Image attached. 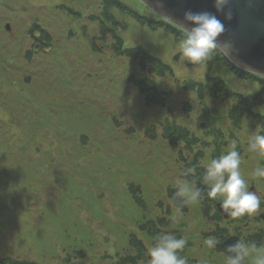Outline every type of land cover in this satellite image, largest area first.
I'll list each match as a JSON object with an SVG mask.
<instances>
[{"label": "rangeland", "instance_id": "obj_1", "mask_svg": "<svg viewBox=\"0 0 264 264\" xmlns=\"http://www.w3.org/2000/svg\"><path fill=\"white\" fill-rule=\"evenodd\" d=\"M0 3L1 27L11 23L15 29V36L0 32V149L3 151L0 152V264L30 261L119 264L129 255L132 262L122 264H147V250L144 258H139L137 246L130 242L131 232L141 233L139 221L147 219L144 211L149 206L143 204L141 212L133 201L145 184L146 191L150 184L153 197L150 204L159 201V191L155 193L154 187L161 186L164 202H160L167 203L166 207L171 204L173 211L175 204L185 209L179 223L170 219L173 211L171 215L166 207L159 211V221L151 227L147 225L151 232L161 222L159 229L168 225L169 229L191 238L183 231L198 224L200 220L195 222L193 212L202 204L203 228L208 229L204 236L217 237L219 233L213 221L218 216L210 198L205 197L197 205H183L175 197V182L180 179V168L185 178L188 169H194V161H199L197 157L204 160L210 157L209 150L199 143L203 136L207 139L212 136L207 127L208 122L211 125L216 122L212 113L221 120L223 109H229V104L241 98L200 101L187 85L201 83L200 87L206 88L217 82L239 96L263 94H258L259 101L251 105L259 113L255 111L253 118L246 117L248 122L243 123L237 136L240 149L244 145L243 136L256 131V119L261 121L263 116L264 87L259 79L250 77L251 81L236 74L217 49L202 63L190 62L178 46L184 33L172 29L169 21L140 0H0ZM71 11L77 12L76 16ZM93 42L101 50L98 53L92 47ZM36 45L49 49V53L37 51ZM138 46L169 67L147 55L127 57L122 53L125 48ZM131 58H135L136 64L128 65ZM159 70L163 72L159 74ZM78 71L85 78H76ZM99 75L103 80L97 79ZM87 76L91 80L87 81ZM78 80H84L86 85L85 94L80 97L75 88ZM50 84L56 91L44 88ZM141 85L156 93L152 108L143 97L139 101ZM43 88L44 94L40 96ZM184 90L191 101L188 114L181 106L185 103L177 99ZM35 95L40 96L38 101ZM88 95L92 98L91 105L87 104ZM175 101L179 103L177 109L171 107ZM206 106L212 107L209 112L204 110ZM153 115L159 120L154 121ZM249 121L255 123L253 128L249 127ZM131 127L132 134L124 133ZM85 128L92 135L82 134ZM187 130L196 137L203 136L194 141L192 136H182ZM172 132H175L172 140L175 148L185 139L187 148L193 151L187 149L185 156L179 157L171 154L170 158H177L170 163L164 147L167 143L170 148L171 143L168 144L164 133ZM253 170L249 169V173L253 174ZM168 183L172 184L167 186ZM261 190L264 199V188ZM218 204L216 200L220 222L224 221L220 233L235 234L249 241L246 235L249 216L226 219ZM194 233L192 237L198 231ZM185 248L188 256L192 255L191 264L200 262L201 257L207 260L206 253L198 252L197 248L194 251L193 245L191 248L197 254L188 245ZM181 254L184 255V250Z\"/></svg>", "mask_w": 264, "mask_h": 264}, {"label": "clouds", "instance_id": "obj_2", "mask_svg": "<svg viewBox=\"0 0 264 264\" xmlns=\"http://www.w3.org/2000/svg\"><path fill=\"white\" fill-rule=\"evenodd\" d=\"M231 0H213L217 13H222L226 19H231L232 12L229 8ZM186 31L184 38L179 42L182 56L192 63H202L208 59L210 53L222 47L231 50L227 41L219 40L225 33V24L213 12L193 11L184 12ZM264 114V109H261ZM248 150L252 153L264 154V134H254L248 137ZM241 153L237 150V142L231 141L225 154L210 158L205 167L200 184L207 187V196L210 199H219L220 207L232 219L251 216L262 209V200L256 191L249 189L248 180L241 172ZM188 169L185 173H194ZM253 176L264 179V167L257 166ZM175 197L183 205H197L202 197L203 188L196 181L177 179L175 182ZM183 217L180 207H176L170 219L179 223ZM188 241L184 235L176 232L161 230L152 241L146 243L147 264H189V258L181 253ZM221 244V239L209 236L203 240V245L208 250H215ZM226 264H264V244L258 245L254 241L238 239L228 245L224 250Z\"/></svg>", "mask_w": 264, "mask_h": 264}, {"label": "trees", "instance_id": "obj_3", "mask_svg": "<svg viewBox=\"0 0 264 264\" xmlns=\"http://www.w3.org/2000/svg\"><path fill=\"white\" fill-rule=\"evenodd\" d=\"M112 1H117V0H112ZM71 12H72L71 14H73V15L77 14V12H74V11H71ZM72 19L75 20L74 17H72ZM167 23H169V22H167ZM39 25L41 26V22H39ZM169 25L172 26V29L174 27V28L178 29V32L185 33V31L182 30L181 28H179L177 26H174V25H172L170 23H169ZM118 45H119V43H118ZM92 47L95 49V51L97 53H98V51H101V50H99L100 48L97 46V44L95 42H93V46ZM92 47L90 48V51H92ZM129 48H125L124 50H122V53H124L125 55H127V57L134 56V55H140V56L143 57V55H147L146 57H153L154 59H157V61H159L160 63H162L164 67H169L167 65V63H165L161 59L153 56L151 53H148L147 52V54H146V50L143 49L141 46H138V47H135V48H130V49ZM114 49H115V47H114ZM119 49H120V47H119ZM115 52L118 54V50H115ZM124 54H123V56H124ZM222 57L225 58L224 55ZM98 58L99 57H97L95 60H98ZM137 61H140V60H137ZM226 61H228V60L226 59ZM76 63H78V62H76ZM228 63H229V65L233 69H235L234 72L236 74H238V75L240 74L242 76H245L246 79H248V80L251 79L250 77L257 78V79H259L258 82H260L263 85V87H264V78L258 77L256 75H253V74L249 73V72H246L244 70H241V69L233 66L229 61H228ZM130 64H132V65L133 64H136L135 63V58H131L128 61V65H130ZM77 67H79V66H77ZM137 67H138V65H137ZM162 72H163V70H159L158 73L161 74ZM97 73H98V71H97ZM76 78H85V77L82 76V71H78L76 73ZM97 79H99V81L103 80V78L100 75L97 76ZM86 80L88 81V80H91V79H90L89 76H87ZM83 81L82 80L76 81V86L77 87H75V88L77 89V96L78 97L82 96V94H85L84 88L86 89V85H84L85 82H83ZM251 81H253V80L251 79ZM87 84L89 85L90 83H87ZM217 84H220V85H217ZM200 85H201V83H197V84L195 83L192 86L187 85V89L188 90L190 89L191 92L196 95V97H199V98H197V100L199 99L200 101H203L204 99H209V100L211 99L212 101L213 100L216 101L219 98H221V101H226V100H231L233 98H241L239 101H236L233 104H229L231 106V107H229V109H223L225 112H222L221 120H218L217 119V117L215 116V113L214 112L212 113V115L216 119V122H214L212 125L209 122L207 123L208 129H210V131L212 132L211 133L212 136L209 139H207V137H204L201 134V136H203V137L201 139L202 142H200L199 144H203L204 145V148L207 149V150H209V154H210L209 155L210 157H208V160H209L210 158H216V157H219L220 155L225 154V152H226L228 146L230 145L231 141H233V140H235L236 142L239 141V139H238L237 136H238V134L240 133V131L244 127L243 123L244 122H248V121H246V117L248 116V117L253 118V114L256 111V109H251V105L259 101V100H257L258 94H261V95H263V94L262 93L254 94L253 93L251 96H242V94H240V96H239V93L233 92L231 89H229V87H226L222 83H217L216 82L215 85H213V84L212 85H208V86H206V88L200 87ZM44 88L51 89L53 91H56V89H57L52 84H50V87H46L45 86ZM44 88H43L42 92L39 94L40 96H42L44 94L43 93ZM151 91H153L152 88H148V86H147V88H145L143 85H141L140 86V93L141 94L139 96V101H141L142 100V97H143L144 100H145V103L149 107L152 108L153 107L152 106L153 103L156 102V100H153V99L156 98V93H153ZM262 91L264 92V90H262ZM183 92H185V90L184 91H181V95H179V97L177 96V99H178V101L180 103H185V104H183L181 106H183L182 108H184L186 111H188L187 112V114H188V113H190L191 101L189 100L190 99L189 95H186V93H183ZM182 93L185 94V95H183ZM40 96L35 95V98H36L37 101L40 98ZM157 97L159 98V95L158 94H157ZM214 97H217V98L215 99ZM88 99H89V102L87 104L91 105L90 102H92V100H91L92 98H91L90 95L87 96V100ZM128 99H130V98H128ZM248 100H251V101L248 103ZM70 103L73 104V102H70ZM178 104L179 103H177L176 101H175V103L174 102H171V105H172L171 107L177 109L178 108L177 107ZM242 105H244V106H242ZM211 108L212 107L206 106V107H204V110H206V112H209L211 110ZM256 112H258V111H256ZM250 113H252V115H250ZM155 114L158 115V113H155ZM224 114H228V115L225 116ZM258 115H262V114H258ZM263 116H264V114H263ZM263 116H262L261 121L258 118L256 119L258 121L257 122L258 125H257V127L254 128L256 131H253V135L254 134H259V131L260 130H261L260 132L262 134H264V118H263ZM79 118H81V117H79ZM84 119H85V117H82V120L83 121H84ZM153 120L154 121H157L159 119L158 118H154V115H153ZM251 122L252 121H249V123H250L249 127L251 126L250 128H253L255 123L253 124V122L252 123ZM89 123H90L91 130H93L92 123L91 122H89ZM141 123H143V125L144 124H147V122H145V121H141ZM214 124H215V126H214ZM229 124L231 126L230 128L228 127ZM179 127H181L183 129V126H181L180 124H179ZM191 129H192V132H193L194 129L193 128H191ZM81 132H82V134L83 133H87L89 135V133H90V135H92L91 134L92 132H90V130H86V128L83 129V130H81ZM124 133H130V134H132V127L129 128L128 130H126ZM174 133L175 132H172V134L164 133V137L167 138L168 144L171 143V145H170L171 147L170 148H168L167 143H166V145L163 144V145H165L164 148H165L166 156L169 157V159H170L169 162L170 163L173 162V159L174 158H177V157H171L170 158V155L171 154H173V153L174 154H177L178 157H179L181 155L185 156L184 154H185V151H187V149L189 151H193V149L187 148L188 142H185V139H184V141H181L182 143L179 145V147L175 148L173 146L174 143L172 141V140H174L173 138H175V137H173V135H175ZM219 135H221V137ZM182 136H185V137L192 136L191 138H193L194 141H198V139L201 137L199 134H197V137L195 135H193V134H190L189 130H187L185 132V134L182 133ZM92 137H94V136H92ZM243 137H244V145L242 147H240V149L237 146V150L241 153V156L243 158L242 159V164H241V172L245 176V178L248 180V183H249V159L251 157L249 155V150H248V146H247V140H248L249 134L248 135L245 134ZM232 138H234V139H232ZM161 141H162V143H164L163 140H161ZM73 142H74L73 140L69 141V143H71V144ZM200 147H201V145H200ZM85 148H87V146ZM107 148H109V147L107 146ZM69 149H71V148L69 147ZM115 150H117V149H115ZM168 151H170V152L168 153ZM0 152H3V151L0 149ZM192 154L195 155L196 153H192ZM255 154H257V153H255ZM260 155H261V160H264V154H260ZM197 158H198L199 161H194V163H195V167H194L195 172L194 173H188V175L185 178H183L184 171L180 168L179 178L180 179L191 180V181H196L197 184H198V186H200L201 188H203V194H202V197H201V200L203 201L205 197H208L207 196V187L204 186V185H202V184H200L199 182H200L201 177L204 174L205 167H206V163H207L208 160L207 159H205V160L204 159H199V157H197ZM182 160L185 161V158L182 157ZM191 160H193V159H191ZM202 160H204L205 162H202ZM172 168H173V170H175V169L177 170V168L174 167V166ZM146 175H147V173H146ZM196 177H198V179ZM172 183H170V184L168 183L167 186H170ZM145 188H147V184H145L144 190L142 189V187L140 188L141 194L138 193L139 196L137 195V196H135V198H133L134 199L133 201L137 202V205L134 204L135 207L138 210H140L141 212H143L142 211V209H143V206L142 205L143 204H145V206L147 205V208L149 206V208L144 211V212H146V213H144V214H146V217H147L146 221L143 220V221H139V223H138V228L140 229L141 233H136L135 231H133V232H131L132 235L130 234L131 235V238H130L131 244L134 245V246H137V250H138V252H140L139 253V258H142V257L144 258L145 251L147 250L146 249V243H147V241H152V238L154 236H156L157 233H159L161 230H167V231H172V232L178 233L177 230L169 229L170 227L168 225H166L164 227H160V229H159L158 226H160L162 224L161 222L160 223L158 222L156 224V227L159 230L157 229V230L151 232L150 229L147 228V225L148 224H150V227H151V226L155 225V223L157 221H159V211L160 212L163 211V209L166 207L165 205L167 203L164 204V203L160 202V201H163V192L161 190L162 189L161 186H160V188H157L156 186L154 187L155 193L159 191L158 192L159 201L157 200L155 203L153 202L154 204L153 203L152 204L149 203L150 201L153 200V197H152L151 193L149 192L150 191L149 190L150 189V184L148 186L149 189L147 191H146ZM148 193H150L151 197H150V195ZM216 200L219 201V199H215L214 201H213V199H210V204H212L211 206L214 207V211L216 212L215 215L218 216V218L217 219H214L213 222H215V228L217 229V231L219 233L217 237L221 239V244L218 245L217 248L214 251L213 250L206 249L205 246L203 245V240L205 239V236L204 235L206 234L205 232H207L208 229L207 228H203L204 227V221L201 218V215H204V213H203V210H202L203 209L202 204H198V206L195 208V213L193 212V214H195V217L197 219V221H195V222H198L200 220L198 222V224L197 225L196 224L195 225H191L186 231H183V233H186V235H191V238H188V237H185V238L188 241L187 245L190 248L189 250H191L193 252V254H197V253H194L195 248L198 249V252H204V254L206 253L207 260L206 261L205 260H201L202 257L200 256L201 257L200 260H199L200 262H198L200 264H226V259H225L226 258L225 255L226 254H225V252L223 250V247H222V240L226 236H229V233H226V234H221L220 233V231L222 230L221 222H224V221H221L220 222L221 217H220L219 212L217 211V208L215 206V201ZM169 206L166 207L167 208V213L169 215H171V212L173 210H171ZM175 206L176 207H180V204H178V205L175 204ZM204 210H205V208H204ZM168 211H170V212H168ZM181 211L185 212L184 207H183V210H181ZM224 229H227V227H224ZM194 231L195 232L198 231V234L192 237V234L191 233L193 232V234H195ZM250 231H249L250 233L248 231H247L248 234L246 233V235L249 236V241H254L258 245L264 244V237H262L259 234H255V232L253 231L252 228H251ZM261 232L263 233V231H261ZM187 233H189V234H187ZM242 233H245V232L242 231ZM192 245L194 247V251L191 248ZM187 250H188V248H185L184 249V255L189 258V264H191V261L193 260V258H192V255L191 256H188V254L186 253ZM131 257H132V255H129L126 258L124 257L123 258V261L119 262V264H122L123 262H126V261L132 262V261H130ZM212 258H213V260H212ZM67 259L70 260L71 257H67ZM17 263L19 264V262H17ZM145 263H147V261ZM198 263L197 262H194L193 264H198ZM26 264H38V263L30 261V262H26ZM133 264H136V262L133 263Z\"/></svg>", "mask_w": 264, "mask_h": 264}, {"label": "water", "instance_id": "obj_4", "mask_svg": "<svg viewBox=\"0 0 264 264\" xmlns=\"http://www.w3.org/2000/svg\"><path fill=\"white\" fill-rule=\"evenodd\" d=\"M158 15L186 31L184 12L210 11L215 13L225 24V33L219 37L231 45L230 52L218 47L225 58L235 67L264 78V0H231L229 8L231 19L217 13L213 0H140ZM37 48V47H36ZM38 51V49H36ZM220 213L228 218L226 212L218 204ZM235 234L228 236L223 242L226 247L236 242Z\"/></svg>", "mask_w": 264, "mask_h": 264}, {"label": "flooded vegetation", "instance_id": "obj_5", "mask_svg": "<svg viewBox=\"0 0 264 264\" xmlns=\"http://www.w3.org/2000/svg\"><path fill=\"white\" fill-rule=\"evenodd\" d=\"M3 3H5V5H7L8 7L14 9L13 5H9L6 2H3ZM22 9L24 10V9H26V7H23ZM1 26L2 25L0 24V32H2V33L4 32L6 36H15V34H13V33H15V29L11 23L8 25H5V27H1ZM37 36H39V35H37ZM36 47L38 50H40L42 52L49 53V49H47V48L42 49L41 45H36ZM0 50H2V49L0 48ZM250 130L251 129L249 128L248 132ZM260 131H259V134H262ZM252 135H253V133L249 132V136H252ZM249 155L251 156L250 157L251 161L249 159V169H255L257 166L264 167V160H261L260 154H255V153H252L249 151ZM251 165L254 167L252 168ZM252 176H253V174L249 173V189L254 190V191L257 190L259 193V194L257 193V195H259L261 197L262 193H263L261 188H264V179H258V178H255L253 176L255 179H254V181H251L250 178H252ZM261 200H262V206L261 207H262V209H264V202H263L264 199L261 198ZM226 219H228V218H226ZM251 228L253 229L255 234H259L262 237H264V230H263L264 229V212L262 210H258L257 213H254L253 215L249 216V231L251 230ZM261 231H263V233Z\"/></svg>", "mask_w": 264, "mask_h": 264}]
</instances>
